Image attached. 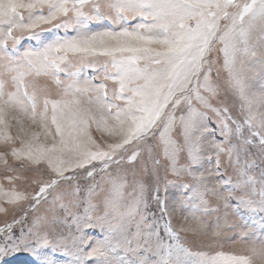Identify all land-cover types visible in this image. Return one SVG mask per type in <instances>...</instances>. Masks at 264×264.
<instances>
[{
    "label": "snow or ice",
    "instance_id": "6c2138e0",
    "mask_svg": "<svg viewBox=\"0 0 264 264\" xmlns=\"http://www.w3.org/2000/svg\"><path fill=\"white\" fill-rule=\"evenodd\" d=\"M264 264V0H0V264Z\"/></svg>",
    "mask_w": 264,
    "mask_h": 264
},
{
    "label": "rangeland",
    "instance_id": "374dc122",
    "mask_svg": "<svg viewBox=\"0 0 264 264\" xmlns=\"http://www.w3.org/2000/svg\"><path fill=\"white\" fill-rule=\"evenodd\" d=\"M26 255L25 254H18L16 257L12 258L8 264H25Z\"/></svg>",
    "mask_w": 264,
    "mask_h": 264
}]
</instances>
